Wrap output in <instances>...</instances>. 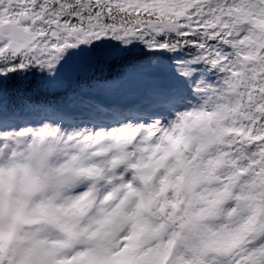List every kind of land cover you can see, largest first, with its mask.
<instances>
[{"label": "snow or ice", "instance_id": "snow-or-ice-1", "mask_svg": "<svg viewBox=\"0 0 264 264\" xmlns=\"http://www.w3.org/2000/svg\"><path fill=\"white\" fill-rule=\"evenodd\" d=\"M0 264H264V0H0Z\"/></svg>", "mask_w": 264, "mask_h": 264}, {"label": "trees", "instance_id": "trees-1", "mask_svg": "<svg viewBox=\"0 0 264 264\" xmlns=\"http://www.w3.org/2000/svg\"><path fill=\"white\" fill-rule=\"evenodd\" d=\"M46 95H47V94L44 93L43 91H37V92L34 93V98H35V99H39V98L44 97V96H46ZM98 98H102V97H98Z\"/></svg>", "mask_w": 264, "mask_h": 264}]
</instances>
